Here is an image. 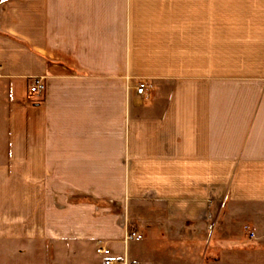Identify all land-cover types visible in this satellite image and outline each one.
<instances>
[{"label": "crops", "instance_id": "1", "mask_svg": "<svg viewBox=\"0 0 264 264\" xmlns=\"http://www.w3.org/2000/svg\"><path fill=\"white\" fill-rule=\"evenodd\" d=\"M246 211L264 216V0H0V245L264 264V230L232 231ZM128 213L151 242L121 255Z\"/></svg>", "mask_w": 264, "mask_h": 264}, {"label": "rangeland", "instance_id": "2", "mask_svg": "<svg viewBox=\"0 0 264 264\" xmlns=\"http://www.w3.org/2000/svg\"><path fill=\"white\" fill-rule=\"evenodd\" d=\"M132 213V210H131ZM131 213H128V215H125V221H126V227H129V222H130V215ZM260 215V216H259ZM256 214L252 211H246L243 212L242 215L240 216V219L237 221L232 222V231L237 234L244 235L245 233L243 232L244 230L242 229V224L247 223L254 225L255 229L252 230L253 235L250 236L249 233H247V236L249 238H254L257 234H259L261 231L264 230V216L263 214ZM142 235V239L139 241H129L126 245H117L115 247V250L117 251L118 254H123V248L130 249L133 251L140 250L146 243L151 242V234L150 230L147 228H142L140 231ZM208 235V232H207ZM57 250L55 249L56 246L53 248H50L51 245L48 244V246L45 247V250L43 251V247L40 248V246H35V250L29 249L28 245L23 246L20 245L18 246L15 243H9L6 244L5 246L0 245V264H17V261H15V258H13L15 255H19L22 253H38V252H43L47 254H56L55 256L56 260L61 263V264H86L88 262H92L93 264H103V255L96 253L94 251V248L89 245V244H83L79 241H72V240H64L61 242H57ZM112 247V244H108V248ZM26 248V249H25ZM25 250V251H23ZM111 251V249H110ZM51 252V253H50ZM112 254V253H111ZM4 255V257H3ZM120 257H123L120 256Z\"/></svg>", "mask_w": 264, "mask_h": 264}, {"label": "built area", "instance_id": "3", "mask_svg": "<svg viewBox=\"0 0 264 264\" xmlns=\"http://www.w3.org/2000/svg\"><path fill=\"white\" fill-rule=\"evenodd\" d=\"M147 86L148 84L145 81H140L135 87L136 94L143 95ZM44 87L45 86L41 78H34L28 89L29 97H33L34 95L41 93L44 90ZM249 234L252 236L253 232H249ZM140 239H142L141 233L129 226L123 235L122 241L126 245L129 241H139ZM95 252L103 255V264H139L134 261H130L125 256H112L110 249L103 241L100 240L95 243Z\"/></svg>", "mask_w": 264, "mask_h": 264}]
</instances>
